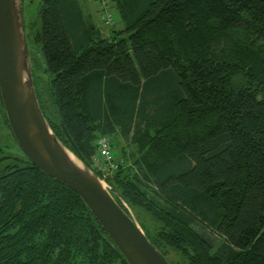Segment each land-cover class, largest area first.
I'll list each match as a JSON object with an SVG mask.
<instances>
[{"label":"trees","instance_id":"1","mask_svg":"<svg viewBox=\"0 0 264 264\" xmlns=\"http://www.w3.org/2000/svg\"><path fill=\"white\" fill-rule=\"evenodd\" d=\"M113 2L124 27L109 36L79 0H43L26 25L50 127L171 264H264V0ZM117 132L135 150L116 157L111 142L104 172L98 140ZM0 264L129 262L24 153L0 157Z\"/></svg>","mask_w":264,"mask_h":264},{"label":"water","instance_id":"2","mask_svg":"<svg viewBox=\"0 0 264 264\" xmlns=\"http://www.w3.org/2000/svg\"><path fill=\"white\" fill-rule=\"evenodd\" d=\"M22 5L23 0H0V91L16 140L35 166L82 198L129 264H171L114 198L107 182L50 127L35 90Z\"/></svg>","mask_w":264,"mask_h":264},{"label":"rangeland","instance_id":"3","mask_svg":"<svg viewBox=\"0 0 264 264\" xmlns=\"http://www.w3.org/2000/svg\"><path fill=\"white\" fill-rule=\"evenodd\" d=\"M42 1L43 0H23L22 6L26 34L29 32L26 25L28 26L31 21L39 19ZM79 3L83 7L85 13L94 20L95 24L100 28L104 35L109 36L112 29L118 30L124 27L121 15L116 10L113 0H79ZM37 28L41 29V24H39ZM28 45L31 56V50L33 51L34 48L30 38L28 39ZM1 100L2 99L0 98V157L7 155L18 157L23 156L25 153L24 150L16 140L10 127L4 123V116L2 114L3 100ZM108 137L111 139V136ZM111 142L113 143V150L116 157H121V151L123 149L127 152L135 150L132 139L129 137H123L119 132L112 136ZM196 228L201 232H205L207 236L213 238L216 244L222 241L220 237L215 235L212 231L205 229L201 224L196 225ZM169 257L175 262V264H190L187 258L179 252H170Z\"/></svg>","mask_w":264,"mask_h":264},{"label":"built area","instance_id":"4","mask_svg":"<svg viewBox=\"0 0 264 264\" xmlns=\"http://www.w3.org/2000/svg\"><path fill=\"white\" fill-rule=\"evenodd\" d=\"M99 155L95 158V163L104 172L116 168L117 164L113 160L112 144L107 136H102L98 140Z\"/></svg>","mask_w":264,"mask_h":264},{"label":"flooded vegetation","instance_id":"5","mask_svg":"<svg viewBox=\"0 0 264 264\" xmlns=\"http://www.w3.org/2000/svg\"><path fill=\"white\" fill-rule=\"evenodd\" d=\"M10 124V123H9ZM11 127V126H10ZM12 129V128H11ZM4 157H6V156H4Z\"/></svg>","mask_w":264,"mask_h":264}]
</instances>
